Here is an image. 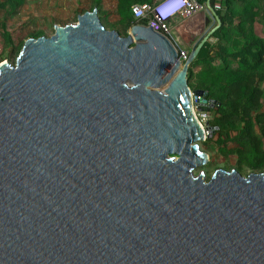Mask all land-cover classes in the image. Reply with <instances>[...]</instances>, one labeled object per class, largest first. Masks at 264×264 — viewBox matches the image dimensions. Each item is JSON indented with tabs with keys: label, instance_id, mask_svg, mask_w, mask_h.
Instances as JSON below:
<instances>
[{
	"label": "water",
	"instance_id": "1",
	"mask_svg": "<svg viewBox=\"0 0 264 264\" xmlns=\"http://www.w3.org/2000/svg\"><path fill=\"white\" fill-rule=\"evenodd\" d=\"M204 16L182 64L96 9L0 64V264H264V172L193 174L210 137L193 107L216 103L187 81L220 26Z\"/></svg>",
	"mask_w": 264,
	"mask_h": 264
},
{
	"label": "trees",
	"instance_id": "2",
	"mask_svg": "<svg viewBox=\"0 0 264 264\" xmlns=\"http://www.w3.org/2000/svg\"><path fill=\"white\" fill-rule=\"evenodd\" d=\"M94 1V0H93ZM204 3L206 0H198ZM116 25L111 29L125 36L132 25H146V19L135 21L131 13L134 4L153 0H114ZM24 0H0V38L9 53L18 52L22 43L14 46L7 17ZM220 20L219 28L206 41L187 71L191 89L205 91L207 100L216 103L208 122L210 137L204 140L208 153L216 151L224 159L236 157L232 167L245 168L249 173L264 172V0H209ZM97 10L100 19L107 18L101 0L89 9ZM31 36H44L42 31ZM206 174V173H205ZM207 177V176H206ZM208 178V177H207Z\"/></svg>",
	"mask_w": 264,
	"mask_h": 264
},
{
	"label": "rangeland",
	"instance_id": "3",
	"mask_svg": "<svg viewBox=\"0 0 264 264\" xmlns=\"http://www.w3.org/2000/svg\"><path fill=\"white\" fill-rule=\"evenodd\" d=\"M94 4L95 0H24V3L17 8L14 13L7 17V25L11 26L14 46L24 42L25 39L38 31H42L44 36L48 37L53 34L55 26L75 23L77 15L84 11H89ZM101 6L106 10L107 15L105 21L103 18H99L104 27L110 30V25L115 24L117 29H120L116 24L117 13L114 0H101ZM2 17H4V12L0 11V18ZM128 30L129 28L127 31ZM2 46L3 42L0 38V48ZM18 53L19 51L9 53L8 48L4 49L0 56V64L4 61L13 63ZM211 114L212 111L207 112V114L204 115V120L208 119L209 122L212 119ZM203 121L202 125L205 127L206 124L204 123L205 121ZM207 127H209L208 124ZM210 131L211 129H208V133L211 135ZM203 142H198V145L202 151L208 154L209 159L206 164L193 171L194 175H196L199 170H203L206 176L209 177L217 168L230 170L235 166V156H229L224 159L216 151L208 153L205 146H203ZM238 172L242 176H246L249 171L245 168L241 172Z\"/></svg>",
	"mask_w": 264,
	"mask_h": 264
},
{
	"label": "built area",
	"instance_id": "4",
	"mask_svg": "<svg viewBox=\"0 0 264 264\" xmlns=\"http://www.w3.org/2000/svg\"><path fill=\"white\" fill-rule=\"evenodd\" d=\"M205 10L206 4L198 0H153L151 4H134L131 7V13L136 22L146 19V26L152 27L154 31L166 36L172 42L177 49L181 64L188 56V51L182 48L183 44L192 35H198L200 38L210 28H202ZM193 111L203 127L202 121L207 112H197L195 107ZM204 121L206 123L208 119ZM203 128L207 134V126Z\"/></svg>",
	"mask_w": 264,
	"mask_h": 264
},
{
	"label": "crops",
	"instance_id": "5",
	"mask_svg": "<svg viewBox=\"0 0 264 264\" xmlns=\"http://www.w3.org/2000/svg\"><path fill=\"white\" fill-rule=\"evenodd\" d=\"M204 3L206 4V1H205ZM212 25H213V24H212L211 21H209L208 25H205V21H204V23H203V27H202V28L205 29L206 27H211ZM197 38H199L198 35H192V36L186 41V43L183 44L182 48H183V49H186V50L189 52L190 47L193 46V45L197 42ZM212 40H213V39H212ZM212 40L209 39V42H212Z\"/></svg>",
	"mask_w": 264,
	"mask_h": 264
},
{
	"label": "bare ground",
	"instance_id": "6",
	"mask_svg": "<svg viewBox=\"0 0 264 264\" xmlns=\"http://www.w3.org/2000/svg\"><path fill=\"white\" fill-rule=\"evenodd\" d=\"M199 21V20H198Z\"/></svg>",
	"mask_w": 264,
	"mask_h": 264
}]
</instances>
